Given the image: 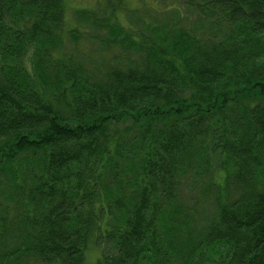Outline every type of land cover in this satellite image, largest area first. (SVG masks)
I'll return each instance as SVG.
<instances>
[{
	"label": "trees",
	"instance_id": "trees-1",
	"mask_svg": "<svg viewBox=\"0 0 264 264\" xmlns=\"http://www.w3.org/2000/svg\"><path fill=\"white\" fill-rule=\"evenodd\" d=\"M66 1L0 0V264H264V0Z\"/></svg>",
	"mask_w": 264,
	"mask_h": 264
},
{
	"label": "rangeland",
	"instance_id": "rangeland-1",
	"mask_svg": "<svg viewBox=\"0 0 264 264\" xmlns=\"http://www.w3.org/2000/svg\"><path fill=\"white\" fill-rule=\"evenodd\" d=\"M103 2L104 0H67V27H71L74 25L75 18H74V10L76 8L81 9H91L97 5L98 2ZM145 5L144 8L138 14H133V10L139 9L140 6ZM155 4V8L152 7ZM121 7L115 10V15L120 24H126L129 18H134L136 22H141L142 18H146L149 21H154L155 25H161L162 23L166 24V21L169 17H174L171 14L175 13L173 9H169L165 11L163 4H161L160 0H122ZM84 13H87L85 10H81ZM143 12V13H142ZM175 16H178L177 14ZM165 17L166 20H165ZM189 18V23L195 21L196 16L194 14L188 13L187 16ZM81 20V16H80ZM84 28H89V22L85 19L81 20ZM175 22H177L175 18ZM190 25V24H187ZM88 49L91 52V55L97 56L99 59L103 58V52L100 49L99 45L96 43H88ZM135 60L136 63L141 62V55L134 52V55L131 57ZM122 61L126 60L125 57L122 55ZM4 181L3 188L12 187V182L9 180V177L6 175H1V182ZM91 254H89V258L91 261L94 262L98 255H101V250L98 246H92Z\"/></svg>",
	"mask_w": 264,
	"mask_h": 264
}]
</instances>
